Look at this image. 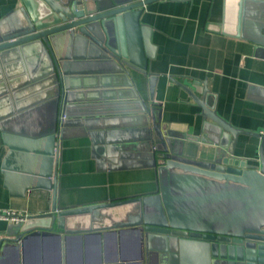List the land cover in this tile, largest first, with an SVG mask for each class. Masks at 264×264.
<instances>
[{
	"label": "water",
	"instance_id": "obj_1",
	"mask_svg": "<svg viewBox=\"0 0 264 264\" xmlns=\"http://www.w3.org/2000/svg\"><path fill=\"white\" fill-rule=\"evenodd\" d=\"M159 1L19 0L17 8L0 21V65L14 61L20 71L24 65L27 70L31 64L38 66L21 84L0 93L5 97L0 99V141L7 149L1 165L4 183L12 188L19 182L22 191H51L53 202L50 213L9 225L2 248L30 231L44 235L53 226L65 234L127 230L137 234L139 264H264V135L237 129L219 117L208 102L205 82L195 85L198 88L187 87L170 78L201 110L199 134L183 137L163 130L160 112L142 104L132 88L129 70L148 78L152 101L157 76L149 71V64L154 47L150 27L139 21L144 7ZM223 3L224 22L233 12L235 37L240 36L244 16L259 8L258 34L264 38V0ZM97 74L117 79L121 88L131 87L128 100L138 105L137 116L112 118V104L81 96V81ZM23 97L29 102H20ZM27 112L40 115L34 128L20 123ZM126 119L144 127L156 190L58 209L56 157L68 131L85 128L95 150L114 163L127 158L129 150L114 133L99 132L100 124L111 127L113 121ZM240 135L259 139L258 159L234 155ZM183 142L207 148L206 158L185 157Z\"/></svg>",
	"mask_w": 264,
	"mask_h": 264
},
{
	"label": "crops",
	"instance_id": "obj_2",
	"mask_svg": "<svg viewBox=\"0 0 264 264\" xmlns=\"http://www.w3.org/2000/svg\"><path fill=\"white\" fill-rule=\"evenodd\" d=\"M18 4L19 0H0V21ZM258 10L244 16L240 36L235 37L233 12L227 13L224 22L223 0H162L144 7L139 22L150 27L155 57L150 61L149 71L157 76L152 101L146 76L129 70V79L138 100L160 112L163 130L181 137L198 135L203 121L200 108L172 82L173 78L187 87L198 88L195 85L202 86L205 82L208 102L214 104L219 117L240 130L258 134L264 131V38L258 34ZM31 66L27 70L24 65L20 71L14 61L0 65V93L10 85L21 84L23 77H29V71H38L37 65ZM93 76L81 81L82 97L98 104H112L109 111L112 118L137 116L138 105L128 100L132 92L127 88L131 87L121 88L117 79L102 74ZM5 101L2 100L3 109ZM20 102L29 101L23 97ZM39 116L27 112L20 123L34 128L39 124ZM104 125L100 124L99 132L114 133L116 141L128 148L127 158L110 163L100 155L101 151L95 150L89 131L85 128L68 131L56 157L58 209L143 196L156 190L157 176L147 158L144 127L131 119L113 121L111 127ZM259 144L258 138L240 135L234 155L258 159ZM199 145L183 142V155L206 158L207 148ZM6 152L0 141V210L20 211L30 217L50 213L51 191L37 188L22 191L19 182H14L12 188L5 186L1 165ZM9 225L0 221V264H139L138 238L133 231L65 234L53 226L44 235H33L34 231H30L15 244L2 248L1 240Z\"/></svg>",
	"mask_w": 264,
	"mask_h": 264
},
{
	"label": "built area",
	"instance_id": "obj_3",
	"mask_svg": "<svg viewBox=\"0 0 264 264\" xmlns=\"http://www.w3.org/2000/svg\"><path fill=\"white\" fill-rule=\"evenodd\" d=\"M264 135V131L260 133ZM263 157H264V147H263ZM29 216L20 211L15 210H0V221L7 222L10 224H21L23 223Z\"/></svg>",
	"mask_w": 264,
	"mask_h": 264
}]
</instances>
